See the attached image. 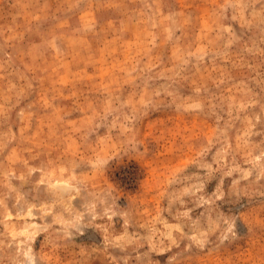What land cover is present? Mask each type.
Segmentation results:
<instances>
[{
	"label": "rangeland",
	"instance_id": "1",
	"mask_svg": "<svg viewBox=\"0 0 264 264\" xmlns=\"http://www.w3.org/2000/svg\"><path fill=\"white\" fill-rule=\"evenodd\" d=\"M0 264H264V0H0Z\"/></svg>",
	"mask_w": 264,
	"mask_h": 264
}]
</instances>
